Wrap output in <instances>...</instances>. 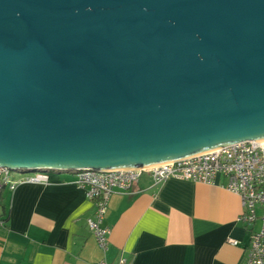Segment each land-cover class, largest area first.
Listing matches in <instances>:
<instances>
[{
  "label": "water",
  "instance_id": "1",
  "mask_svg": "<svg viewBox=\"0 0 264 264\" xmlns=\"http://www.w3.org/2000/svg\"><path fill=\"white\" fill-rule=\"evenodd\" d=\"M264 142V0H0V167L130 171Z\"/></svg>",
  "mask_w": 264,
  "mask_h": 264
},
{
  "label": "crops",
  "instance_id": "2",
  "mask_svg": "<svg viewBox=\"0 0 264 264\" xmlns=\"http://www.w3.org/2000/svg\"><path fill=\"white\" fill-rule=\"evenodd\" d=\"M38 179L1 192L0 264H118L123 256L131 264H247L242 200L223 176L211 185L173 178L156 185L144 173L131 193L109 200L101 224L111 230L106 252L88 228L96 209L75 174Z\"/></svg>",
  "mask_w": 264,
  "mask_h": 264
},
{
  "label": "built area",
  "instance_id": "3",
  "mask_svg": "<svg viewBox=\"0 0 264 264\" xmlns=\"http://www.w3.org/2000/svg\"><path fill=\"white\" fill-rule=\"evenodd\" d=\"M12 171L0 167V195L4 188L14 192L24 183H37L47 172L34 177H13ZM144 173H149L156 185L168 179L214 184L218 176L226 179L225 188L239 196L244 212L238 221L250 231L251 243L247 264H264V142L255 140L234 143L205 154L173 161V164L130 171L81 170L74 172L76 185L86 192L95 205V216L87 220L88 228L99 247H109L110 228L101 226L110 198L116 193H131ZM27 174V173H22ZM261 212V214L259 213ZM260 227L255 229L257 222ZM0 223L3 220L0 218ZM232 246L237 240L228 239ZM97 264H110L101 261ZM118 264H131L124 256Z\"/></svg>",
  "mask_w": 264,
  "mask_h": 264
},
{
  "label": "rangeland",
  "instance_id": "4",
  "mask_svg": "<svg viewBox=\"0 0 264 264\" xmlns=\"http://www.w3.org/2000/svg\"><path fill=\"white\" fill-rule=\"evenodd\" d=\"M11 173H12L13 177H34V176H38L39 175L37 172H31V173H27V174H22L20 172L12 171Z\"/></svg>",
  "mask_w": 264,
  "mask_h": 264
}]
</instances>
